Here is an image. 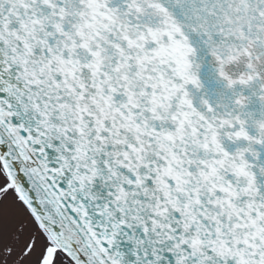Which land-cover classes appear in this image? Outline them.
Wrapping results in <instances>:
<instances>
[{
  "label": "snow or ice",
  "instance_id": "1",
  "mask_svg": "<svg viewBox=\"0 0 264 264\" xmlns=\"http://www.w3.org/2000/svg\"><path fill=\"white\" fill-rule=\"evenodd\" d=\"M0 264H264V0H0Z\"/></svg>",
  "mask_w": 264,
  "mask_h": 264
}]
</instances>
